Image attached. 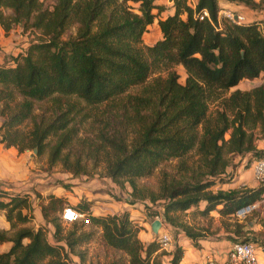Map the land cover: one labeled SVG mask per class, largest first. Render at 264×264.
<instances>
[{"label": "trees", "instance_id": "1", "mask_svg": "<svg viewBox=\"0 0 264 264\" xmlns=\"http://www.w3.org/2000/svg\"><path fill=\"white\" fill-rule=\"evenodd\" d=\"M128 1L137 4L135 10ZM155 1L53 0L50 8H43L40 0H0L3 32L17 25L22 33L30 34L25 46L0 65V99H11L14 93L20 97L0 124V142L15 146L19 152L35 148L40 153L47 139L56 136L50 148L49 163H53L75 135L72 120L75 111L82 109L69 97L93 106L143 84L139 93L120 101L109 117L107 125L112 133L102 136L110 155L104 157L105 176L119 185L127 182L136 198L160 201L161 215L170 224L174 222L169 213L199 201L205 202L199 211L202 215L220 205L217 212L221 217H235L238 208L264 197V184L244 189L210 188L216 182L223 183L227 168L232 167L231 158L246 156V164L264 158V147H256L252 132L259 127L264 134V85L224 94L242 79L264 78V17L239 25L224 23L219 28L217 0H196L193 6L189 0H169L173 11L166 14ZM228 1L259 10L254 0ZM2 9H8L9 14L3 15ZM202 10L207 17L199 19ZM152 24L160 37L144 44L143 35ZM70 27H74L73 35L62 39ZM173 64L183 67V82L169 70ZM158 69L165 70V75L146 83ZM34 101L49 103L38 120L32 114ZM210 105L214 106L212 111ZM45 112L50 116L45 117ZM28 118L32 125L19 131L17 127ZM190 151L194 152L197 170L191 181H162L155 195L135 188L134 178L146 176L161 162ZM0 196L8 197L0 200L7 221L13 211L18 222L27 220L20 211L28 208L26 196L5 192ZM49 198L59 204V213L67 205L61 198ZM72 208L88 217L91 228H100L106 246L121 253L94 264H163V249L154 238L146 244L138 239V229L127 211L91 215L84 200ZM48 211L47 206L41 207L43 217ZM59 213L52 224L51 241L45 228H19L10 238L0 233V241L11 242L5 252H0V264H70L69 254L88 241L91 230H80L85 225L76 221L61 234ZM157 214L153 211L150 216ZM231 225L235 238L241 233L243 242H249L243 224L232 221ZM179 229L193 245L204 236L185 224H179ZM24 238L26 243H22ZM174 247L168 264L180 260L181 248ZM77 255L78 264H93L84 263L81 253Z\"/></svg>", "mask_w": 264, "mask_h": 264}, {"label": "rangeland", "instance_id": "2", "mask_svg": "<svg viewBox=\"0 0 264 264\" xmlns=\"http://www.w3.org/2000/svg\"><path fill=\"white\" fill-rule=\"evenodd\" d=\"M168 1L166 2L164 0L163 5L160 3L161 0L155 2L158 4L160 3L164 11H166L168 10L169 2L171 3V1ZM254 1L257 2L258 9L264 10V0ZM40 2L43 8H50L53 0H40ZM220 3L225 4L224 0H221ZM127 5H130L133 10H135L137 6V4L132 1H128ZM246 7V10H248L249 7ZM2 13L3 15H7L9 14V10L2 9ZM166 13L167 12H163V14ZM246 20H248V18H246ZM156 30L155 24L149 26L147 32L143 35L142 42L144 44H151L158 39L160 33L157 35ZM73 33L74 27H70L63 34L62 39H65L69 35H73ZM29 35L28 32L22 33L21 28L17 25L12 26L6 34L0 27V65L4 64L11 55L17 54L25 46L30 37ZM169 70L175 71L178 74L179 82L184 81L186 74L180 64H173ZM165 73L166 71L163 69L156 70L147 78L146 83L154 76H164ZM258 84L264 85V78L262 76H258L254 79H242L234 87L224 92V94L227 95L234 89L248 90ZM142 86L143 84L133 85L116 99L108 103H101L93 106L84 105L81 100L73 96L69 97L70 101H74L82 107L80 112L77 110L75 111L72 120L75 122V135L60 150L57 159L53 163H49V157L50 148L54 144L56 136H51L47 139L46 146L40 153L37 151L33 152L32 149L22 150L21 152L25 155L24 166L26 167L24 191L20 190L19 192L11 193L0 189V192L18 195V197L19 195L20 197L26 196L28 202V208H22L20 210L21 214L25 215L27 220L18 222L13 211L11 213L10 224L5 226L6 229L0 228V233L3 234V236L6 234L7 237L10 238L19 228H28L34 231H37L39 228L52 230V224L56 221L57 216L56 207L59 204L52 198H49V196H51V193L59 194V192L63 194V197H65L70 204L77 199L88 201L94 213L103 212L112 214L127 210L130 220L138 229L137 232L147 228V223L155 219V216L153 218L150 216V213L153 211H157L158 214L156 216L160 217L162 222L164 221L161 215L160 201L152 203L147 198L143 200L136 198L131 194L132 189L127 182L122 181V184L119 185L105 176L104 157L110 155L108 153L109 148L107 143L102 140V136H108V134L112 133L111 127L107 125L109 117L114 115L117 104H119L120 101L124 100L127 95L139 93ZM19 100L20 97L15 93L12 94L11 99H0V124L5 119L6 115L15 109ZM48 105L49 103L47 101L33 102L32 114L36 120H38L39 115ZM213 107L214 106L210 105V111L213 110ZM46 116H50L49 112H45V117ZM83 116L85 117L83 118ZM31 125L32 119L28 118L17 128L19 131L23 132ZM252 132L255 138V145L259 148L264 147V134L259 127H255ZM230 160L232 167L227 168L228 173L222 177L223 179H221V181L223 184L216 182L211 186V190L244 189L264 184V182H259L252 178L251 170L249 169L250 163L246 164L245 158L236 156ZM243 162L244 164L240 165V163ZM195 167V155L193 151H190L180 158L161 162L150 174L134 178L133 183L135 188L143 194L152 193L155 195L159 192V186L162 181L168 183L191 181L192 173L195 174L197 172ZM7 199L8 197L0 196L1 201H6ZM42 206H47L49 208L46 217L41 216ZM258 209H260V207ZM258 209L252 211L243 218L234 219L236 221L239 220L241 224H246L251 220L255 222L252 224V229L250 231L245 229L249 232L248 237H250V239H246V241L254 244L258 258L257 262H262L264 264V251L261 252V249L264 248V245L261 244L264 243V215H260V210ZM3 211L5 212L4 209ZM169 216L173 218L174 223L170 224L164 221L166 223L165 228H159L160 230L158 231L159 233L166 231L170 235L169 244L176 239V232H178L179 224H184L183 221L190 222L191 227L197 228L198 233L200 232L203 235H211L213 237L229 236V238H231V241L229 240L231 243L245 240V236L241 233L237 238L231 237L232 235L234 236L232 227H230L232 222L226 219L221 220L214 211L210 217L200 214L199 211L195 212V209L193 213L190 211L187 213L175 211L169 213ZM0 224H2V222H0ZM60 228L61 234H64L70 229V224L62 220ZM80 230L85 232L91 230L87 242L88 244L76 247L78 251L83 250L84 260L88 261V263H90V261L93 262V264L106 262L121 254L103 243L101 231L98 227L91 228L89 225H85L81 227ZM139 234L143 236L142 231H140ZM167 246L168 245H166V247ZM174 248L173 246L170 250L172 251ZM160 251L163 252L160 256V260L164 261L165 258H167V252L165 250ZM223 264H225L224 261Z\"/></svg>", "mask_w": 264, "mask_h": 264}, {"label": "crops", "instance_id": "3", "mask_svg": "<svg viewBox=\"0 0 264 264\" xmlns=\"http://www.w3.org/2000/svg\"><path fill=\"white\" fill-rule=\"evenodd\" d=\"M165 1L167 2L168 0H165ZM195 1L196 0H189V4L191 6H193ZM220 1L221 0H217L218 8L231 9V10H235L237 12H240L245 16V18H248L247 21L262 20L264 17V10H261V9L257 10V9H251V8L246 10L247 7L245 5H243L242 3L230 2L228 0H224L225 4H223V3H220ZM160 3H162V5H163L164 0H161ZM172 11H173V8L171 7V3L169 2L168 10L163 11V12L164 13L165 12L172 13ZM156 29H157V27H156ZM156 31H157V35H158L159 34L158 29ZM256 147H258V146H256ZM242 158L246 159V156H244ZM24 159H25V155L21 151L18 152L14 146H5L0 142V189L4 190L6 192L7 191L11 192V193L12 192L16 193V192H19L20 190H23L24 184H25V179H26V177H25L26 167L24 166V162H25ZM252 162H250V167H249V169L251 170V176H252V169H251ZM241 164H244V162L240 163V165ZM252 178H253V176H252ZM228 185H231V184H228ZM9 195H11V194H9ZM51 195H53L54 197H58V198L63 199L64 200L63 204H67V205L72 206V207H75L76 203L79 200H81V199H77L73 203L70 204L66 200V198L63 197V194L61 192H59V194L51 193ZM204 206H205V202L199 201L196 206H190L189 208L183 210L182 212L187 213L188 211H190L193 213L194 209H195V212L200 211ZM259 207H260V209H258V210H260V215H264V204L260 205ZM219 208H220V205H217L214 209L208 211V213L206 214L207 217H210L212 215V212L214 211V212H216V215L220 217L221 220L226 219L227 221H231V222L236 221L235 220L236 217H228V218L221 217L217 212V209H219ZM59 211H60V209H58L56 211L57 215H58ZM89 211H90L91 215H96V216L106 214L103 212L102 213H100V212L94 213L91 209L90 203H89ZM123 211H127V210H123ZM176 212H179V211H176ZM128 216H129V214H128ZM0 222H2V224H0L1 229H6L5 226L6 225L8 226L10 224L9 221H7L5 218V212L3 211V209H0ZM183 222L185 225L189 226L192 229V231H198L197 228L191 227L190 222H187V221L186 222L183 221ZM237 222H239V220ZM223 223H224V221H223ZM253 223H255V222H252V220L246 224L242 223L243 224L242 230L245 231V229H248L250 231L252 229L251 226ZM165 224L166 223L163 221L161 223L162 226H160L159 228L160 229L165 228ZM147 225H148L147 228L140 230V231H142L143 236L139 234L140 231L137 232L138 239L144 244L150 242L154 237L153 233L150 230V222L147 223ZM230 227H232V225ZM160 229H158V231ZM99 230H100V228H99ZM177 231L178 232H176L177 233L176 239L174 241H172L173 245L171 242V244H168V246L163 249L167 252V254H166L167 258H165V260H164L165 262L163 260H161V262L163 264H168V260L170 259V251H171L170 249H172L173 246L180 247L181 251H182V254H181V257H180L178 264H207V262H213L214 264H223L225 252L228 250V248L232 244L230 242L231 238H229V236H225V237L214 236L213 237L211 235L210 236L204 235L203 237H201L195 241L196 245H193L191 239L186 237L182 230L178 229ZM50 233H51V230H48L47 237H48L49 241H51ZM4 236L7 237L6 234H4ZM231 237L235 238L236 236L232 235ZM27 241H28L27 238L22 239V243H26ZM87 242L83 243L79 246L86 245V244H88ZM10 245H11V242L8 239L1 240L0 241V247H1L0 252H5L10 247ZM263 251H264V248L261 249V252H263ZM78 252L82 254V261L84 263H88V261L84 260L83 250L78 251V250H76V247H75L74 252L69 254V258L71 261L70 264H78V262L80 261V258L77 255ZM257 261H258V258H257V253H256V264H263L262 262L259 263ZM91 263H93V262H91Z\"/></svg>", "mask_w": 264, "mask_h": 264}, {"label": "built area", "instance_id": "4", "mask_svg": "<svg viewBox=\"0 0 264 264\" xmlns=\"http://www.w3.org/2000/svg\"><path fill=\"white\" fill-rule=\"evenodd\" d=\"M203 17H207V12L205 10H202L200 14H198L199 19H202ZM246 21L245 16L235 10L219 8L217 11V24L219 28H221L224 23L239 25ZM251 169L253 179L259 182H264V158L254 160ZM262 204H264V197L238 208L235 211L234 216L236 218H243L247 214L258 209ZM59 216L60 220H63L66 223L80 221L84 225L88 224V217L84 213L77 212L69 205H65L62 208ZM155 219L160 220V223H162L160 217L155 216ZM160 226L162 225L160 224ZM154 239L162 249L170 243V235L166 231L163 233L157 232ZM224 262L225 264H256V250L254 244L243 241L233 242L225 252ZM207 264L214 263L207 262Z\"/></svg>", "mask_w": 264, "mask_h": 264}, {"label": "water", "instance_id": "5", "mask_svg": "<svg viewBox=\"0 0 264 264\" xmlns=\"http://www.w3.org/2000/svg\"><path fill=\"white\" fill-rule=\"evenodd\" d=\"M33 150V152H35L36 151V149L35 148H33L32 149ZM160 220H158V219H154V220H152L151 222H150V230H151V232L153 233V235H156L157 234V231H158V229H159V227H160Z\"/></svg>", "mask_w": 264, "mask_h": 264}]
</instances>
